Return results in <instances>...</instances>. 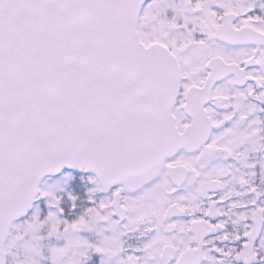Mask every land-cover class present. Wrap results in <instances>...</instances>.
Returning a JSON list of instances; mask_svg holds the SVG:
<instances>
[{
	"label": "snow or ice",
	"instance_id": "6c2138e0",
	"mask_svg": "<svg viewBox=\"0 0 264 264\" xmlns=\"http://www.w3.org/2000/svg\"><path fill=\"white\" fill-rule=\"evenodd\" d=\"M0 264H264V0H0Z\"/></svg>",
	"mask_w": 264,
	"mask_h": 264
}]
</instances>
